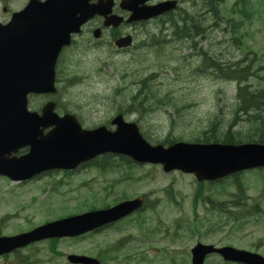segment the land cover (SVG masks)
Returning <instances> with one entry per match:
<instances>
[{
  "label": "rangeland",
  "instance_id": "rangeland-1",
  "mask_svg": "<svg viewBox=\"0 0 264 264\" xmlns=\"http://www.w3.org/2000/svg\"><path fill=\"white\" fill-rule=\"evenodd\" d=\"M199 1L201 0H189V4L183 8L190 14L197 13L200 6L194 5ZM252 3L257 16L253 25L248 24L242 28L244 37L241 50L234 45L235 33L210 30V21L204 19L205 38H177L176 30H170L168 16L164 27L160 25V20H154L141 28L142 41L156 37L155 40L159 43V36H167V44H164L161 51L145 49L134 55H120L103 49L101 43L95 45L102 48L98 53L86 46L68 50L60 67V72L65 75L59 85L62 89L61 96L58 97L61 105L72 113L79 114L87 128L110 124L111 119L118 114V107L129 105L124 104L121 97L137 91L141 79L154 74L152 89L160 96L171 98L166 100L168 107L156 108L143 115L131 111L133 114L126 116L127 121L140 122L150 143L167 145L165 141L168 137L170 140L192 142L203 134L213 120L220 121L221 128L226 129L235 119L237 83L216 80L210 74L197 72L196 54L199 51L209 52L223 61L234 62L246 53L251 56L255 52L262 58L260 64L264 67V0H252ZM226 7L222 8L223 14L228 16ZM261 72L264 75V68ZM67 75L72 78L70 84L67 83L68 80H64L68 79ZM250 83L257 87L264 85V80L253 78ZM115 89L120 98L113 100L111 95L115 93ZM259 115L264 117V112L250 114L255 117ZM235 129H241L245 133L248 131V124L241 122ZM113 161L116 164L120 162L118 159ZM126 170L127 168H123L120 173H111L109 170L98 172L94 167H87L74 175L57 173L43 181L46 182L44 192L29 188V192L21 191L6 197L0 201V220L9 212L13 219L8 221L1 232L4 235H15L27 227L30 229L59 218L81 214L94 206L101 209L113 206L117 201L146 196L148 202L154 203L156 207L155 210L147 208L141 214V218L146 220L144 231H140L138 215H135L106 232L91 234L80 240L60 241L58 250L64 252V257L56 260H53L55 256L49 250V244H40L36 246L40 261L32 264H68V254L98 258L104 252L106 256L105 259L101 258L104 259L102 264H191V249L198 242L217 246L231 245L264 256L262 218L253 219L256 217L253 216V220L233 222L225 215L209 212L201 198L195 201L198 183L193 176L178 172L166 174L161 166L131 167L136 180L134 186L131 181L122 178ZM242 179L250 195L249 208L260 203L264 210V172L245 173ZM53 182L61 183L57 186L58 192L52 193L53 186L47 185ZM109 187L111 190L107 189ZM169 187H172L173 201L167 195ZM104 188L107 190H103ZM203 191V197L209 192H235L232 188L214 189L208 185H204ZM214 197L229 199L227 194ZM195 204L197 205L194 206ZM16 206L27 210L15 213L11 209ZM25 216H28V220L24 219ZM149 231L152 233H147ZM119 243L123 244L120 249L117 248ZM22 252V256L28 257L32 250ZM216 258L218 257L209 258L207 264H219L215 261Z\"/></svg>",
  "mask_w": 264,
  "mask_h": 264
},
{
  "label": "water",
  "instance_id": "water-1",
  "mask_svg": "<svg viewBox=\"0 0 264 264\" xmlns=\"http://www.w3.org/2000/svg\"><path fill=\"white\" fill-rule=\"evenodd\" d=\"M52 2L56 3L55 0ZM49 9L50 14L61 17V21L57 20L59 28L55 32L58 40H42L39 55L34 54L37 48L33 44L25 56V52L17 46V37H13L10 30L0 33V174L12 178H28L45 170H71L105 153L129 156L139 163L163 164L166 172L181 170L194 174L200 181H214L231 173L264 165L263 146L180 143L165 149L147 143L138 126L125 123L122 116L113 121L117 130L109 132L106 127L83 130L75 117H58L52 103L46 106L42 117L37 113H28L27 97L30 93L56 92L53 80L57 57L62 46L68 44L72 29H78L81 24L72 14L71 6H49ZM38 11L33 9V13ZM30 19L31 27L37 23L40 28L46 21L42 13ZM48 31L49 28H45L42 33ZM43 125L55 128L46 137L39 139V127ZM25 146L31 147L28 155L20 159L10 158ZM141 206V199L128 201L108 210L46 225L30 234L8 240L0 239V254L7 248L2 243H10L12 248L43 238L80 235L117 221ZM213 252L229 261L264 264V259L258 255L231 247L215 249L213 246L202 245L193 250V264H203L207 254ZM69 260L72 263L98 264L95 260L79 256H70Z\"/></svg>",
  "mask_w": 264,
  "mask_h": 264
},
{
  "label": "trees",
  "instance_id": "trees-1",
  "mask_svg": "<svg viewBox=\"0 0 264 264\" xmlns=\"http://www.w3.org/2000/svg\"><path fill=\"white\" fill-rule=\"evenodd\" d=\"M191 21L192 23H196L197 27H201L200 23L194 18ZM187 24L189 25L190 22L187 21ZM240 25L242 24H239L238 26ZM177 27H180V24H178ZM177 32V34H182L186 37H195L201 34L203 31H200L196 28L190 29L184 25V27L181 26ZM195 60L198 61V64L196 65L197 72L210 74L216 78V80L236 82L238 88V103L235 108L236 111L234 112L235 119L228 124L226 129L221 128L220 121L213 120L209 123L207 129L204 130L203 134L194 138L192 141L201 143L219 142L230 144L253 141L264 143L263 115H259L258 117L250 116L252 113L264 112V85H257L256 87L250 83L253 78L264 80V75L261 72V69L263 71L264 67L260 64L262 58L257 54H253L251 56L250 54H245L243 57L238 58L234 62H226L214 54L200 51L197 54ZM153 77L154 76L147 77V79L145 78L144 80L141 79L138 90L131 93L136 94L138 92L136 95L129 97L131 95L129 94L121 97L122 101H124V104L129 105L128 107H118L119 113L127 115L130 114L131 111H134L143 115L147 114L150 110H155L156 108L168 107L166 100L168 101L171 98H168L166 95L160 96L154 91V89H152L154 88L151 83ZM114 91L115 93L111 95V98L113 100L114 98H120L117 96V89ZM241 122L248 124V131L245 133L241 129H235V127ZM179 140L181 139H176L175 141ZM165 142L169 143L172 142V140H170L168 137ZM105 158L109 159L110 157L106 156ZM236 184L240 185V181H236ZM245 191L246 190H244L243 187L239 189V193L236 196H241L239 199L231 197V200L222 202L209 199L207 201L209 205L208 208L211 212L217 211L234 220H240L241 218H244L246 214L243 207L247 201V195L245 194Z\"/></svg>",
  "mask_w": 264,
  "mask_h": 264
},
{
  "label": "flooded vegetation",
  "instance_id": "flooded-vegetation-1",
  "mask_svg": "<svg viewBox=\"0 0 264 264\" xmlns=\"http://www.w3.org/2000/svg\"><path fill=\"white\" fill-rule=\"evenodd\" d=\"M18 3L24 7L29 0H17ZM2 5L0 6V13L2 15H7L10 6L13 0H1ZM167 2H175L177 9H184L183 6L189 4V0H113V12L112 14L117 15L122 18V23L117 27H109L106 26L110 19L109 11L106 13V9L109 8L110 0H86L88 5L97 6L95 12L92 15L87 23L82 28L81 38L82 41L88 42L89 46L86 45L88 49H91L92 52H100L101 47L95 46L96 44H100L103 49L107 51H114L120 55H134L138 52L144 51L145 47L148 45V40H141V35L143 34L142 29L144 25H147L150 22L144 21H134L131 20L132 13L125 11L124 8L130 4H138L139 7H154ZM167 14L161 17L166 18ZM5 22V21H0ZM141 29V30H140ZM99 31L98 38L95 35V32ZM123 38H131L132 45L129 47H119L117 46V41ZM81 40V39H80ZM95 46V47H94ZM44 104H40L39 110L43 109ZM25 153L21 152L19 155ZM42 179V176L35 178L33 181H39ZM16 184V185H26L28 182H12L10 179L6 177L0 176V188L6 187V185ZM4 192V189H1ZM13 217L6 216L1 217L0 220V231L3 227L8 223L9 220H12ZM0 236H3V233H0ZM19 251H16L12 254H7L0 257V264H11L14 257L18 256ZM12 257V258H11ZM11 261V262H10Z\"/></svg>",
  "mask_w": 264,
  "mask_h": 264
}]
</instances>
